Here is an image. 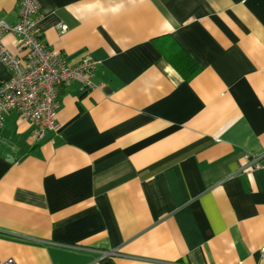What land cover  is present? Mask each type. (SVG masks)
Wrapping results in <instances>:
<instances>
[{"label": "crops", "instance_id": "0c3cea01", "mask_svg": "<svg viewBox=\"0 0 264 264\" xmlns=\"http://www.w3.org/2000/svg\"><path fill=\"white\" fill-rule=\"evenodd\" d=\"M39 2L43 40L90 52L96 85H60V127L40 139L5 114L0 259L264 264V169L245 170L264 151V0ZM19 3L0 0V20ZM4 41L20 53L17 34ZM11 76L0 60V84Z\"/></svg>", "mask_w": 264, "mask_h": 264}, {"label": "built area", "instance_id": "2783aa9c", "mask_svg": "<svg viewBox=\"0 0 264 264\" xmlns=\"http://www.w3.org/2000/svg\"><path fill=\"white\" fill-rule=\"evenodd\" d=\"M40 17L39 0H20L18 21L9 24L0 20V60L12 72L11 78L0 84V127L4 125L7 112L17 111L33 123V136L37 139L60 127L57 120L61 106L60 85L81 80L85 89L94 88L93 72L99 64L88 51L78 59L69 60L63 51L50 47L38 27ZM59 26L66 29L64 25ZM9 32L17 34L21 40L22 49L18 54L4 41ZM245 159V170L264 169V151H248ZM116 253V250L101 251L102 256ZM0 264H16V261L0 259Z\"/></svg>", "mask_w": 264, "mask_h": 264}, {"label": "trees", "instance_id": "16d2710c", "mask_svg": "<svg viewBox=\"0 0 264 264\" xmlns=\"http://www.w3.org/2000/svg\"><path fill=\"white\" fill-rule=\"evenodd\" d=\"M174 64L186 77L196 74L200 69L197 63L186 53L180 54Z\"/></svg>", "mask_w": 264, "mask_h": 264}]
</instances>
